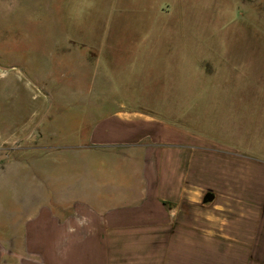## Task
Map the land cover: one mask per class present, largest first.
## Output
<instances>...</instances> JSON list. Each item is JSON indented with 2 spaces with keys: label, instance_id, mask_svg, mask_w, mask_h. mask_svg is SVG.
<instances>
[{
  "label": "crops",
  "instance_id": "0c3cea01",
  "mask_svg": "<svg viewBox=\"0 0 264 264\" xmlns=\"http://www.w3.org/2000/svg\"><path fill=\"white\" fill-rule=\"evenodd\" d=\"M246 31L211 47L233 77L212 83L231 86L218 107L240 104L239 129L131 108L40 115L38 141L28 131L0 160V264H264V31ZM12 37L0 145L33 127L42 101Z\"/></svg>",
  "mask_w": 264,
  "mask_h": 264
},
{
  "label": "rangeland",
  "instance_id": "374dc122",
  "mask_svg": "<svg viewBox=\"0 0 264 264\" xmlns=\"http://www.w3.org/2000/svg\"><path fill=\"white\" fill-rule=\"evenodd\" d=\"M172 1L0 0L2 50L10 55L12 36L19 37V67L42 95L33 127L1 144L0 153L26 141L28 131V141H38L41 122L34 126L49 111L58 112L49 119L59 123L131 108L167 121L187 114L208 129H239L240 104L218 107L232 90L212 83L233 77L230 69L220 73L222 50L211 47L234 44L239 30L264 31V0ZM6 62L2 57L0 65ZM9 104L0 101V109Z\"/></svg>",
  "mask_w": 264,
  "mask_h": 264
},
{
  "label": "water",
  "instance_id": "95a60500",
  "mask_svg": "<svg viewBox=\"0 0 264 264\" xmlns=\"http://www.w3.org/2000/svg\"><path fill=\"white\" fill-rule=\"evenodd\" d=\"M0 68H3V69H5V68H7V67H5V66H1L0 65ZM49 107L50 106H48V108H47V110L49 109ZM46 110V111H47ZM39 122H40V120H38V122H36V124H35V126L34 127H36L38 124H39ZM33 132H35V133H37V130L35 129V128H33ZM26 138V135L25 136H22V140L23 139H25ZM17 147V143H15V144H13V146L11 147V148H9L8 150H7V152H3V153H0V160L1 159H4L7 155H8V153H9V151L11 150V149H13V148H16ZM211 194H206L205 195V197H204V201L206 202V201H208V200H211Z\"/></svg>",
  "mask_w": 264,
  "mask_h": 264
}]
</instances>
